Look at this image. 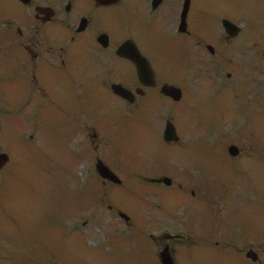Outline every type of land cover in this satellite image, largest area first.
I'll list each match as a JSON object with an SVG mask.
<instances>
[{
	"label": "rangeland",
	"instance_id": "374dc122",
	"mask_svg": "<svg viewBox=\"0 0 264 264\" xmlns=\"http://www.w3.org/2000/svg\"><path fill=\"white\" fill-rule=\"evenodd\" d=\"M202 2L205 10V20L203 21L205 26L203 30L198 29V33L200 34V39L202 40L203 38V49L178 52L180 50L174 51V48L171 47L173 50H166L161 54L162 59L169 60V63L165 62L164 68L170 71V77L166 78L161 74V79L181 88L186 102H183L184 104H173V102L159 97V92L155 91L152 98L156 106L153 107L155 109L151 114L147 113L148 118L146 120H143L137 114L138 111H125L126 106L118 100L105 102V117L108 128H106V131L100 128V123L96 122L93 116L92 125H94L95 129L90 133L93 135L98 133L99 137L97 142L92 145L91 154H88L90 142L86 133H84L82 137L83 143L79 147V149L85 150V155L78 157V154L72 153L74 149L78 148L79 143L81 144L79 142L80 137L77 140L78 145L77 141L68 139L71 129H60V124L64 121V116L61 114H56L57 118L51 123V126H44L40 130L39 117L42 114V110H48L53 107L51 103L46 102L43 104L40 100L35 105H32V97L38 98V96L37 93H31L30 88L22 87L19 89L17 96L10 101V106L17 109H23L27 105H31L19 114L21 118L20 116L12 117L8 121V130L10 131L8 136L5 135L3 138L4 133L0 132V152H10L14 166L12 172L15 175L14 178L18 181L16 186L18 194L23 190L24 186L28 190L26 196L17 195L18 200H14L12 206L15 207L14 212H16L21 223H25L27 226L29 231L25 230L29 234L31 231L37 230L36 225H38V229L41 228L46 232L53 231L51 241L54 242L53 237H55L58 249L61 250L60 260L62 261L60 262L62 263L58 262L57 264L134 263L135 261L133 260L137 256H142L146 250L149 253L152 250V246L145 241H151L149 235L155 230L149 231L148 229L159 224L162 219H171L170 214L163 213H156L148 219L145 214L147 209H145L143 213H140L143 220L140 223L137 222L139 231H137V235H139L138 233H144L142 240L133 242V238L128 235L130 232L127 231V228L114 221V214L105 213L104 215V189L97 177L95 165L97 159L104 158V144L106 141H108L109 151H111L110 148L122 145L123 142L124 145H127L128 142L130 145L133 142L137 144L138 137L144 131H150L153 135L152 138L155 140L150 150H143V158L146 159L147 157L150 158V153L155 150L158 155L166 150L165 145L159 138H162L161 133L164 130L166 121L169 119H172L176 124L179 135L183 140H195L197 139L195 136L199 137V135L206 136V139H209L212 135V129L220 131L231 120V122L234 121L235 123L227 126L229 131L225 132V138L223 136L222 138L232 139L238 147L246 150L245 155L247 157L256 158L264 154L261 153L260 147H257L255 143L261 144V150H263L264 0H200V4ZM212 16L216 20H214L215 18L212 19ZM224 18L240 25L243 29L240 37L230 42L228 47L225 45V32L221 25V21ZM122 34L123 36L133 35V32L122 29ZM189 40L188 42L190 43L193 38ZM207 45L214 46L216 50L214 56H211L205 49ZM158 68L163 72V68L160 66ZM228 75H231L230 78H227ZM117 80L119 78L114 82H118ZM125 81L128 82L127 80ZM57 82H62L67 88L70 83L68 79L64 78L59 79ZM219 85L224 87L222 89L224 92L217 98ZM215 96L217 100L212 101ZM143 102L141 101L140 103ZM56 103L64 107V110H66L65 107L69 106L66 101L59 102L56 100ZM142 111L149 112L145 109ZM28 113L32 114L26 117ZM51 114L52 112L47 116H51ZM242 116L243 119L240 121L239 118ZM246 116L249 124H252L251 127L246 122ZM248 116L252 119L250 120ZM66 120H69V118ZM3 122V118L0 117V123ZM238 122L242 123L238 125ZM235 124L238 125L236 130ZM96 125H98V129ZM241 125L242 127H239ZM238 129L245 130L241 132ZM156 134L159 135V138H156ZM33 135L36 144L26 140L27 136ZM143 139L145 138L142 137ZM209 146L214 148V150L211 149L209 152L218 160L210 166V169L216 172L218 168H222L221 173L229 170L232 174V170L229 169V162L225 163V157L220 154V146L217 147L214 144H209ZM139 149H143V147ZM131 150L132 148L130 147L127 154H125V151L122 153V158L127 162H129V159L132 160V153L129 154ZM74 152H77V150ZM70 155L72 158L77 159H71ZM139 156H142V154ZM180 156V148L168 152L170 159L168 166L179 173H181L183 163L181 159H175V157ZM163 160L165 161L164 158ZM211 160L214 159L212 158ZM242 165L247 166L249 172L246 175L248 177L252 178V180H259L260 185L264 183L263 160L257 159ZM124 168L131 171L128 167ZM89 169L91 173L87 174ZM235 169L241 174L238 168ZM127 176L125 175L124 178L126 179ZM225 176H230V174ZM225 176L221 177L218 182V184H222L220 189L224 188L223 193L219 194L216 189H210L213 193L212 196L214 195L215 202L206 200L207 187H203V182L198 184L193 180V182H183L184 184L181 186L187 192L188 200L193 201L191 196L194 192L196 194L194 198L200 204L199 207H202L205 211L213 207L212 213L217 220V226L209 221L206 225L204 224L206 231L204 226H201L202 219L201 223L198 220L190 230L192 241L189 239V234H187V240L184 244L175 242L176 256L180 258L183 264H186L182 259L186 255H193L198 258L190 264H207L208 260L206 258L210 255L206 251L209 250L208 247L205 244L202 245L205 240L213 239V244L228 241L226 238L230 235L231 199L229 195H224L225 189L229 190L228 178H225ZM5 178L9 179L3 174L1 180L4 181L6 187L7 181ZM132 182L129 181V183ZM181 183L182 181L177 179V184H175L174 188L180 186L179 184ZM223 184H226V186ZM84 185L87 186L83 187ZM129 191L131 193V190ZM147 193V190H145V197ZM5 194L8 195L7 190H5ZM219 195L222 198L218 199ZM129 197L125 195L120 203V196H118L116 205L120 206L121 204V208L131 211L135 219L133 211L137 210V207L132 204ZM174 198L177 199L176 196ZM245 200L240 201V205ZM144 201L148 203L145 199ZM169 201L174 203L171 197H169ZM170 205L171 216L173 217L172 222H176V226H179L181 224L179 222L182 221L183 213L185 212L181 210V205ZM196 208H198L196 205L189 206L190 212ZM155 209L156 212H160L158 207ZM199 216L201 218V215ZM71 218L74 220L73 222H71ZM111 219L112 221L109 222ZM86 221L87 225L84 226ZM69 223L71 224V229H75L78 231L77 233L70 234V231L66 228L70 225ZM116 231H118V234H115ZM205 232H208L207 236L216 237L208 239ZM112 236H118V239L112 238ZM4 237L3 234H0V264H5L3 261H7L8 257L6 246L3 244ZM129 243H135L134 249H138V251H132L131 255L126 252L132 250L126 248ZM153 247L154 252L158 250L156 246ZM27 256L29 259H40L45 264L56 263V260L48 256L42 260L40 255L32 250L28 251ZM146 258L150 262L154 261L153 257L146 256ZM209 261H211L209 264H217L216 258ZM227 261L228 259L225 257L221 264H229Z\"/></svg>",
	"mask_w": 264,
	"mask_h": 264
},
{
	"label": "flooded vegetation",
	"instance_id": "af4514ba",
	"mask_svg": "<svg viewBox=\"0 0 264 264\" xmlns=\"http://www.w3.org/2000/svg\"><path fill=\"white\" fill-rule=\"evenodd\" d=\"M186 3L187 28L180 33ZM203 15L200 0H0V20L4 21L0 41H6L5 60L0 64V96L14 99L25 86L46 98L59 87L62 82L57 81L61 78L79 83L81 88L95 86L108 93L111 78L122 77L123 65L132 68L117 56L118 48L128 40L120 30L126 22L139 51L152 65L155 53L169 45L173 34L187 37L202 28ZM104 35L109 42L106 46ZM132 78H137V83L130 89L141 88L137 75ZM156 85L143 88V96L135 97L134 104L139 98H147ZM105 149L104 146V152ZM233 161H241V174L234 181L238 190L230 195L231 264H264V195L255 193V203H251L252 180L246 175L247 166L242 164L252 158L243 156L240 150ZM107 185L110 184L104 182ZM196 206L202 209L199 203ZM7 234L5 246L11 253V230ZM250 253L255 261L248 258Z\"/></svg>",
	"mask_w": 264,
	"mask_h": 264
},
{
	"label": "water",
	"instance_id": "95a60500",
	"mask_svg": "<svg viewBox=\"0 0 264 264\" xmlns=\"http://www.w3.org/2000/svg\"><path fill=\"white\" fill-rule=\"evenodd\" d=\"M224 26L227 30V33L231 36L234 37L237 35L238 31L236 30V28H234L230 23L228 22H224ZM122 52H125V49H123ZM131 53L129 58L135 62L136 66L138 67V69L140 70V73H149L148 70V66L145 65L143 63V61L141 60L139 54L136 52V50H132L131 49ZM116 92H118L119 94H121L122 96H127V94L122 91L120 88L116 89ZM166 94L170 95L171 97H173L175 100H180L181 98V94L178 90H175L173 88H167L165 90ZM165 139L167 141H173V140H178V137L176 136V132L174 127L171 124H168L167 126V130L165 133ZM7 161V157L6 156H0V168L6 163ZM98 171L101 173V175L104 177V167L100 164L98 165Z\"/></svg>",
	"mask_w": 264,
	"mask_h": 264
}]
</instances>
